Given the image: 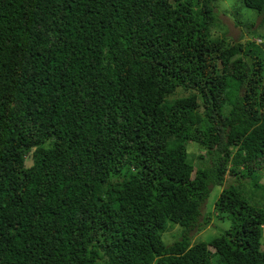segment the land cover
I'll use <instances>...</instances> for the list:
<instances>
[{
  "label": "trees",
  "instance_id": "trees-1",
  "mask_svg": "<svg viewBox=\"0 0 264 264\" xmlns=\"http://www.w3.org/2000/svg\"><path fill=\"white\" fill-rule=\"evenodd\" d=\"M214 2L0 0V264H264V53Z\"/></svg>",
  "mask_w": 264,
  "mask_h": 264
},
{
  "label": "rangeland",
  "instance_id": "rangeland-1",
  "mask_svg": "<svg viewBox=\"0 0 264 264\" xmlns=\"http://www.w3.org/2000/svg\"><path fill=\"white\" fill-rule=\"evenodd\" d=\"M215 7L218 14V26L215 28L214 32L218 36L226 34L232 37V39L238 40L243 44L248 40L258 44L254 48H259L263 50L264 53V24H262L261 18H259L256 10L246 7L242 0H215ZM248 28V29H247ZM263 34V35H262ZM262 35V36H261ZM234 87V86H233ZM233 88H231L232 99H235V93ZM235 94V95H234ZM192 154L190 158L193 163L197 165L198 154H203V151L198 149L195 144L190 145ZM31 153L26 156L25 164L26 166L31 165ZM231 179V176H227V181ZM260 182L264 184V174L261 176ZM221 190L220 187L214 188L210 198L207 202V206L211 207L216 194ZM213 210V209H212ZM213 212V211H212ZM215 212L212 215V223L207 225L202 230H197L191 233L193 240L203 239L207 240L210 236L217 234L219 228H225L226 223L215 217ZM181 227L175 224L171 230L165 231L162 235V239L165 243H172L173 240L177 239ZM211 248V246H209ZM261 249H264V239L262 240Z\"/></svg>",
  "mask_w": 264,
  "mask_h": 264
}]
</instances>
